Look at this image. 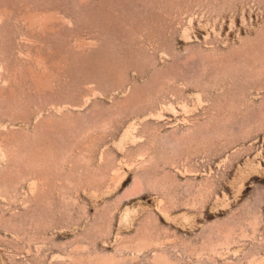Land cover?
Here are the masks:
<instances>
[{"label":"rangeland","instance_id":"374dc122","mask_svg":"<svg viewBox=\"0 0 264 264\" xmlns=\"http://www.w3.org/2000/svg\"><path fill=\"white\" fill-rule=\"evenodd\" d=\"M0 264H264V0H0Z\"/></svg>","mask_w":264,"mask_h":264}]
</instances>
